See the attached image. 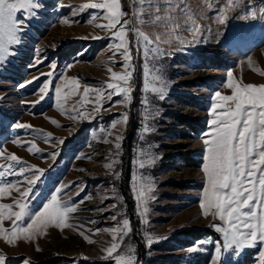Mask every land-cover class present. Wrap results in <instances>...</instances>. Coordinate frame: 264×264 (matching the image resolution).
<instances>
[{
  "label": "rangeland",
  "instance_id": "374dc122",
  "mask_svg": "<svg viewBox=\"0 0 264 264\" xmlns=\"http://www.w3.org/2000/svg\"><path fill=\"white\" fill-rule=\"evenodd\" d=\"M37 2L42 7L35 17L24 20L20 43L10 46L14 55L0 67V152L21 160V164L11 162L14 170L23 166L43 170L28 201L33 211L58 188H63L60 198L77 211L70 214L72 227L50 226L34 241L18 240L9 245L0 238L5 264H114L104 259L105 249L113 242L110 231L122 227L124 219L130 221L131 231L122 247L135 249L137 264H213L215 245L222 244L223 237L213 227L221 222L211 214L204 217L200 208L206 186L204 140L211 130L215 93L231 95L224 86L229 72L242 85H264V75L255 71L264 72V19L258 11L264 6L262 0H235L234 7L229 0H187L195 23L202 29L197 36L199 42L187 31L180 32L178 40L162 36L156 43L162 54L150 52L147 60L130 32L134 66L131 102L124 103L121 95H112L102 101L101 111H94L92 103L97 93L89 92L85 97L83 89H99L105 96L112 91L106 88L111 75L107 69L123 72L124 60L119 55L123 49L110 47L118 41L96 27L107 23L94 19L102 15L99 10L74 12L73 8L102 0ZM122 10L131 16V0H123ZM249 10H257L256 20L239 19ZM221 14L227 16L224 24L216 19ZM17 15L23 20L21 13ZM62 20L70 23L62 24ZM180 23L190 22L182 19ZM140 27L154 41L157 32L165 31L154 25ZM145 63L163 78L164 99L144 91ZM50 71L55 72L51 78L46 75ZM73 78L78 79L76 92L66 101L58 98L56 88L67 91L62 81ZM49 79L47 93H40ZM183 119L193 121V128H188ZM18 123L31 127L17 129ZM145 127L150 130L145 132ZM117 136L122 139L117 140ZM16 140L19 145L13 142ZM27 142L34 143L39 151L30 152ZM150 157L154 161L141 168L140 161ZM6 163L0 157V165ZM109 164L111 168L106 167ZM31 175H9L0 179V184L25 181ZM141 177L152 188L146 205L147 223L142 220L133 191ZM18 186L27 187L26 183ZM16 198L18 194L12 192L0 198V204ZM11 226V222H4L5 228ZM148 235L155 238L151 246ZM85 236L93 243L86 242ZM192 248L197 250L190 251ZM257 257L258 249H246L240 264H258Z\"/></svg>",
  "mask_w": 264,
  "mask_h": 264
},
{
  "label": "snow or ice",
  "instance_id": "6c2138e0",
  "mask_svg": "<svg viewBox=\"0 0 264 264\" xmlns=\"http://www.w3.org/2000/svg\"><path fill=\"white\" fill-rule=\"evenodd\" d=\"M123 0H102V2H89L74 7V12H83L86 9L99 10L100 17L107 21L105 24L96 25L101 30H106L111 37L118 41L110 47L119 52L123 57V72L117 73L108 68L110 82L106 88L112 91L105 93L99 89L84 87L85 97L89 92H96L97 96L92 103L95 105L94 111H101L102 101L105 98L111 99L112 95H121L124 103L131 102V92L133 91V71L134 66L131 40L128 39L129 33L136 38L137 49H143L145 60L149 58V53L162 54L161 49L156 43L162 36L180 39L179 33L189 32L195 42H199L197 36L202 32L201 26L195 23L188 6L187 0H131V16L122 10ZM229 5L234 7L235 0H229ZM264 5V0H262ZM42 5L37 0H0V67L14 55L10 51V46L20 43V35L23 31L24 20H29L37 15V10ZM209 9L213 6L207 5ZM260 18L264 19V6L258 9ZM223 12V10H221ZM18 13L23 15V20L18 19ZM129 17V18H125ZM182 19H187L190 23L181 24ZM220 24H224L227 16L218 15L216 17ZM241 20H256L257 10H249L246 15L239 17ZM62 24H69V20H62ZM131 24V27L129 25ZM154 25L163 28V33L155 34V41L146 35L140 26ZM99 39V37H94ZM117 52H113L116 55ZM37 64L40 63L38 60ZM51 68L55 70L56 65ZM260 75L264 72L255 70ZM49 78L55 75L54 71L46 74ZM144 91L157 94L160 99L165 96V82L160 75L150 71L148 64H144ZM38 79V77L34 78ZM27 83H32L28 81ZM51 83V79L44 83L39 89L40 93L46 94ZM25 85H20L24 87ZM231 90V95H223L217 91L213 97L212 110L210 115L213 117L209 124L211 130L208 137L204 140L205 155L203 173L206 186L200 200V208L204 217L212 215L221 224L213 225L216 231L222 234L223 243H216L213 264H240V260L246 249H258V264H264V85L240 84L233 78V73L227 74V83L224 85ZM63 89L56 88L58 98L67 100L69 96L76 92L78 79H65L62 81ZM43 99V95L41 96ZM80 103H83V98ZM148 104V100H144ZM75 110V106L74 109ZM219 110V111H218ZM67 115V113H62ZM79 115L83 116L84 113ZM73 119L77 117L73 116ZM148 115L145 119H148ZM127 122V115L122 117ZM52 123H55L54 121ZM115 123L112 127L115 128ZM17 129H28L31 125L16 124ZM150 129L145 127L144 131ZM51 139L50 134L47 137ZM122 139L121 136L116 137ZM17 145L19 140L13 141ZM29 143L28 150L39 151L36 145ZM63 143V141H58ZM117 150L120 144H116ZM9 163L0 165V179L9 175L24 177L25 173L32 172L31 177H26L25 181L16 183L0 184V198L11 196L16 192L19 198L12 203L0 204V238L7 244L12 245L18 240L34 241L37 237L43 236L45 230L50 227L64 229L72 227L69 223L70 214L77 211L75 206L68 204L60 198L63 188L56 189L55 194L51 195L42 207L33 211L28 201L34 195L33 188L43 175V170L38 168L21 167L14 170L13 163L21 164V160L14 154L6 155L0 152ZM55 153H53V158ZM150 157L146 162L140 161L141 168L150 165L154 161ZM111 168L112 165H106ZM26 183L27 187L21 188L18 185ZM133 191L136 195L138 209H142L141 217L147 223L146 214L148 212L147 201L151 198L148 193L152 191L150 183L145 178H138L134 183ZM18 209V210H14ZM113 220L116 217H112ZM11 222V228H5L4 222ZM99 231V230H97ZM131 231L130 221L124 219L122 227L117 226L110 231L112 244L105 249L104 259L114 261V264H137L135 249L131 246L122 247L124 237ZM89 244L93 243L87 236L84 237ZM155 238L147 236L149 246ZM201 244L211 243V241H201ZM39 250V249H37ZM192 248L190 251H196ZM235 257V260H233ZM0 264H5V257L0 255Z\"/></svg>",
  "mask_w": 264,
  "mask_h": 264
},
{
  "label": "trees",
  "instance_id": "16d2710c",
  "mask_svg": "<svg viewBox=\"0 0 264 264\" xmlns=\"http://www.w3.org/2000/svg\"><path fill=\"white\" fill-rule=\"evenodd\" d=\"M255 41H256V40H255ZM255 41H254V42H255ZM253 44H254V43H252V45H253ZM178 119H179V118H178ZM183 120H184V124H186V125L188 126V128H191V129L193 128V126H191V125L193 124V123H192L193 121L190 122V121L185 120V119H183Z\"/></svg>",
  "mask_w": 264,
  "mask_h": 264
}]
</instances>
